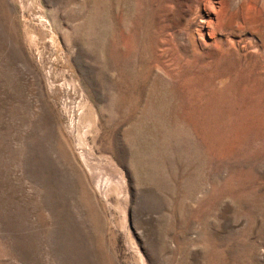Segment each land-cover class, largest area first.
<instances>
[{"label": "rangeland", "instance_id": "rangeland-1", "mask_svg": "<svg viewBox=\"0 0 264 264\" xmlns=\"http://www.w3.org/2000/svg\"><path fill=\"white\" fill-rule=\"evenodd\" d=\"M0 264H264V0H0Z\"/></svg>", "mask_w": 264, "mask_h": 264}]
</instances>
